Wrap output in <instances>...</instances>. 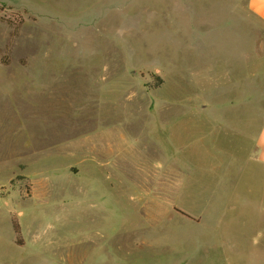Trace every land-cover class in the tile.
<instances>
[{
    "label": "rangeland",
    "instance_id": "1",
    "mask_svg": "<svg viewBox=\"0 0 264 264\" xmlns=\"http://www.w3.org/2000/svg\"><path fill=\"white\" fill-rule=\"evenodd\" d=\"M0 4V264H264L248 0Z\"/></svg>",
    "mask_w": 264,
    "mask_h": 264
},
{
    "label": "crops",
    "instance_id": "2",
    "mask_svg": "<svg viewBox=\"0 0 264 264\" xmlns=\"http://www.w3.org/2000/svg\"><path fill=\"white\" fill-rule=\"evenodd\" d=\"M248 7L253 14L264 21V0H248ZM255 139V146L257 148L256 163L257 165H262L264 168V122L262 124V127L257 130ZM248 205V203L245 204L246 207Z\"/></svg>",
    "mask_w": 264,
    "mask_h": 264
},
{
    "label": "trees",
    "instance_id": "3",
    "mask_svg": "<svg viewBox=\"0 0 264 264\" xmlns=\"http://www.w3.org/2000/svg\"><path fill=\"white\" fill-rule=\"evenodd\" d=\"M3 5L0 4V9H2ZM17 233L19 234V229H17Z\"/></svg>",
    "mask_w": 264,
    "mask_h": 264
}]
</instances>
